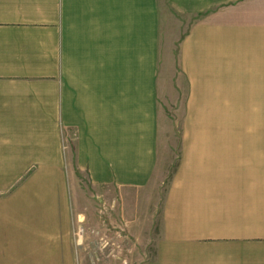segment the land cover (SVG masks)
Listing matches in <instances>:
<instances>
[{"label": "crops", "instance_id": "obj_1", "mask_svg": "<svg viewBox=\"0 0 264 264\" xmlns=\"http://www.w3.org/2000/svg\"><path fill=\"white\" fill-rule=\"evenodd\" d=\"M163 94L180 160L141 264H264V0H0V264H74L75 171L139 197Z\"/></svg>", "mask_w": 264, "mask_h": 264}, {"label": "rangeland", "instance_id": "obj_2", "mask_svg": "<svg viewBox=\"0 0 264 264\" xmlns=\"http://www.w3.org/2000/svg\"><path fill=\"white\" fill-rule=\"evenodd\" d=\"M169 24L168 30L163 28L159 44L162 81L179 39L173 35L175 26ZM164 96L159 95L157 167L137 199L120 201L112 190L94 188L83 173L74 172L82 191V206L75 212L71 231L74 264H141L151 259L159 232L161 196L180 160L177 118L174 109L165 105Z\"/></svg>", "mask_w": 264, "mask_h": 264}]
</instances>
